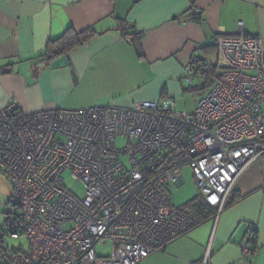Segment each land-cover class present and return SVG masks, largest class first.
Listing matches in <instances>:
<instances>
[{
	"label": "built area",
	"instance_id": "2783aa9c",
	"mask_svg": "<svg viewBox=\"0 0 264 264\" xmlns=\"http://www.w3.org/2000/svg\"><path fill=\"white\" fill-rule=\"evenodd\" d=\"M217 47L216 82L193 114L175 111L170 99L130 108L0 107V173L16 210L0 233V264H139L197 225L167 189L183 182L184 167L221 212L249 164L264 157V45L238 22V35ZM202 69L198 58L186 64L189 86ZM66 172L84 184L81 199L65 188ZM8 236L27 248H8ZM109 244L111 255L101 256L97 247ZM242 251L256 253L248 241Z\"/></svg>",
	"mask_w": 264,
	"mask_h": 264
},
{
	"label": "crops",
	"instance_id": "0c3cea01",
	"mask_svg": "<svg viewBox=\"0 0 264 264\" xmlns=\"http://www.w3.org/2000/svg\"><path fill=\"white\" fill-rule=\"evenodd\" d=\"M192 11L200 20H192ZM238 22L264 45V0H0V107L176 104L188 90L186 64L203 61L207 69L198 79L218 72L217 41L237 36ZM91 28L97 36L86 45L45 60L49 40ZM245 241L256 252L252 258L243 254ZM205 261L264 264V157L249 164L213 219L139 264Z\"/></svg>",
	"mask_w": 264,
	"mask_h": 264
},
{
	"label": "rangeland",
	"instance_id": "374dc122",
	"mask_svg": "<svg viewBox=\"0 0 264 264\" xmlns=\"http://www.w3.org/2000/svg\"><path fill=\"white\" fill-rule=\"evenodd\" d=\"M206 84L204 88H196L200 86V84ZM214 84V79L210 78L202 80L195 79V82L192 86L187 84L186 90L179 101L174 102V109L177 112H185L188 114H193L198 102L200 99L210 90L211 86ZM125 143L124 139L118 141V145L122 146ZM64 178V186L65 188L75 197L81 199L85 193V186L83 183L77 181L73 178L72 174L66 172L63 175ZM168 192L171 199V204L174 208H179L189 213L190 210L187 207L191 202L197 199L200 196V191L197 185V181L193 174V171L189 167L183 168V182L178 185H170L168 188ZM12 195V188L9 184V181L5 176L0 173V228L6 231V218L8 213L16 212L15 207L9 205V201ZM4 244L8 245L11 249L20 247L23 245L27 248V242L24 239L21 240H13L11 237H7ZM98 253L103 256H110L112 251V245H100L97 247Z\"/></svg>",
	"mask_w": 264,
	"mask_h": 264
},
{
	"label": "trees",
	"instance_id": "16d2710c",
	"mask_svg": "<svg viewBox=\"0 0 264 264\" xmlns=\"http://www.w3.org/2000/svg\"><path fill=\"white\" fill-rule=\"evenodd\" d=\"M191 15H192L191 16L192 20L194 21L200 20L198 13L192 11ZM96 36L97 33L92 28L82 32H76L73 29H68L61 37L54 40H49L47 42L45 55H44L45 60L47 62H51L52 60H54L55 58L61 55L68 54L86 45ZM206 69L207 68L205 64H203L202 72L205 71ZM207 73H209L207 77L208 81L210 80V78H213L215 81L216 75L218 73L217 70L212 69ZM206 84H204V87H206ZM187 207L190 210L189 214L197 221L196 227H198L199 225L210 219H213L217 214V209L208 206L200 196L197 199H195L193 202H191ZM7 247L9 248L8 245Z\"/></svg>",
	"mask_w": 264,
	"mask_h": 264
}]
</instances>
